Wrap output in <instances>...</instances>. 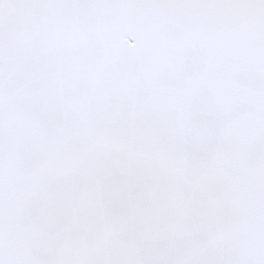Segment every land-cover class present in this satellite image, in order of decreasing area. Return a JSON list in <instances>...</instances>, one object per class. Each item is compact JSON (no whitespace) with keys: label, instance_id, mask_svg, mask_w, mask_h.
Here are the masks:
<instances>
[{"label":"snow or ice","instance_id":"snow-or-ice-1","mask_svg":"<svg viewBox=\"0 0 264 264\" xmlns=\"http://www.w3.org/2000/svg\"><path fill=\"white\" fill-rule=\"evenodd\" d=\"M0 264H264V0H0Z\"/></svg>","mask_w":264,"mask_h":264}]
</instances>
